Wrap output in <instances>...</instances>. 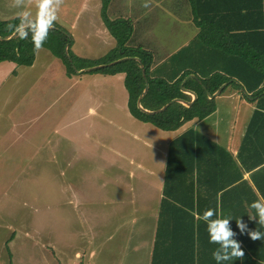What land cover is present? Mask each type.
Masks as SVG:
<instances>
[{"label": "trees", "instance_id": "trees-1", "mask_svg": "<svg viewBox=\"0 0 264 264\" xmlns=\"http://www.w3.org/2000/svg\"><path fill=\"white\" fill-rule=\"evenodd\" d=\"M100 1L102 22L116 41L115 47L102 57L91 60L76 56L71 50V35L56 22L52 25L55 28L48 31L41 48L63 64L67 76L76 75L74 68L81 70L125 57H138L149 86L141 106L154 111L176 98L191 101L180 85L188 75H195L196 78H188L184 83L186 89L197 94L191 106L175 102L160 113L146 115L136 107L145 88L139 62L125 60L88 72L123 74L131 116L166 132H177L187 122L210 116L215 111V99L208 98L206 92L213 94L226 82L243 99L249 97L254 105L236 156L239 165L224 148L194 129L182 131L169 142L150 264H216L212 253L219 246L210 243L207 224L202 219L208 209L216 212L213 219L219 216L231 220L230 228L236 233L234 239L244 252L242 258L226 264H264V226L253 219L256 213L250 207L259 199L257 191L264 198L261 187L264 186V0H232L226 7L214 5L212 15L202 14L197 7L210 0H188L198 32L159 62L154 51L142 45L129 47L137 42L135 27L129 20L113 16L114 0ZM235 19L241 23L234 22ZM20 23L21 15L0 18V37H10ZM27 31L26 38L17 34L11 40H0V63L9 62L17 67L33 65L37 50L31 29ZM224 164L234 165L237 174L229 173L226 181L211 188V181L222 175L220 169ZM239 167L249 174L254 187L242 180ZM236 201L241 203L237 209ZM239 220L247 225L248 231H259L262 238L253 241L248 231L241 233L237 227ZM50 253L55 256L51 249Z\"/></svg>", "mask_w": 264, "mask_h": 264}, {"label": "rangeland", "instance_id": "rangeland-1", "mask_svg": "<svg viewBox=\"0 0 264 264\" xmlns=\"http://www.w3.org/2000/svg\"><path fill=\"white\" fill-rule=\"evenodd\" d=\"M173 2L174 0H165L163 3L156 0H114L113 16L133 20L137 23L136 36L140 34L146 37L145 40L136 38L137 42L129 44V47L142 45L144 48L150 47L154 50V47L157 48L169 41L167 48L175 46L172 41L180 40L179 42L182 43L185 40V35L180 39L171 38L181 29V19L184 16L182 13L173 15ZM100 7L101 4L97 0H63V3L58 6L55 22L71 35L73 40L71 50L78 57L98 59L116 45L115 39L111 37L101 21ZM22 12H25V16H28L30 12L31 18L35 19L38 12L36 0H25V4L20 8L14 6V0H0L1 19L21 15ZM13 70L20 72V75L15 78L17 80L14 81L15 87H11L10 83ZM1 81L3 83L0 85V144L6 132L16 133L15 129L28 131L31 126H34V142L44 136H48L50 140H46L47 144L42 146L39 154L52 153L63 141H78L84 145L91 142L83 134V123L90 121L91 124L99 120L103 126L98 122H94V126L101 129V134L90 132L92 141L99 140L107 144L108 140L103 134L106 130L109 137L118 143L117 148L121 150L120 154L124 153L123 148L126 144L142 140L156 143L158 151L164 156L166 144L174 134V132L161 131L146 123L150 132H135L137 137L133 139L129 135L131 128L127 123L131 120V116L127 107L124 75L117 74L111 78L110 82L107 77L98 73L84 72L67 77L63 64L44 48L37 50L35 62L31 67H17L9 62L1 63ZM238 105L242 108L236 122L227 117L221 119L220 123H217L219 120L216 122L222 131L226 134L228 132L227 136H235L236 130L246 126L249 120L253 103L242 99ZM41 122H46L47 125L42 127ZM64 122L68 123L67 129L64 128ZM77 122L81 128L72 134L71 128L76 126ZM232 125H235L236 130L231 128ZM197 130L204 135L207 134L208 138L213 136L214 132L207 121L201 122ZM48 132L50 134L46 135ZM11 142L25 145L27 149H22L18 153L14 151L13 157L9 156L14 158L12 161L3 160L1 156L6 152L0 150V264H9V262L12 264H58V261L59 263L61 261V264H86L89 253L81 258V262H75L73 254H68L65 260H61L60 252L63 250L60 248H57L59 258L49 254L50 249L45 246L48 231L43 229L44 222L36 224L35 221L40 219L36 217L42 214L35 213V210L50 206L59 213V181L57 179L54 183L52 180L44 183L43 179H38L42 175L40 172L42 166H37L40 161L38 156L36 160L29 159L31 133H16ZM15 161H18V167L11 164V162L15 164ZM110 168L108 166L104 169ZM32 174L35 177L37 175V180L33 179ZM135 202L136 199L132 200L133 204ZM117 207L122 209V205ZM128 208L126 206L125 209ZM148 225L147 222L140 220L137 214L131 213L116 214L112 223L101 222L100 226L109 236L113 231L116 232L111 241L106 239L108 236L106 234L100 243L98 242L99 250L97 245L92 247L96 254L92 262L103 258L98 263L149 264L150 254L149 251L148 254L146 252L147 246L141 245L139 241L144 244V240L136 236L138 232L141 234ZM91 226L92 229L89 231L94 229V225ZM123 230L132 231L131 238H126V244L124 240L120 243L124 237ZM136 246H141L142 249L139 251L134 249L133 252ZM81 249L89 250V247L86 245V248Z\"/></svg>", "mask_w": 264, "mask_h": 264}, {"label": "crops", "instance_id": "crops-1", "mask_svg": "<svg viewBox=\"0 0 264 264\" xmlns=\"http://www.w3.org/2000/svg\"><path fill=\"white\" fill-rule=\"evenodd\" d=\"M160 1L161 3L165 2V0H156V2ZM97 2L101 4L100 0H97ZM230 4H232V0H210L199 3L197 7H200L202 14H211L214 12L212 6L216 5L226 7ZM172 5L174 6V9H172L173 15L174 13H182L184 16L181 19V29L176 31V33L171 38L180 39V37H183L184 35L186 38L182 43L179 42L180 40L177 42L172 41L173 45L175 46H170V48H167V45H169L170 41L169 43L166 42L163 43V45H159V47L157 46V48L154 47V50L150 47H147L149 50L154 51L155 60L157 62L163 60L187 44L198 32L193 21L190 2L188 0H174ZM129 21L133 24L136 31H138L136 27L137 23H135L133 20ZM234 22L241 23V20L235 19ZM136 38L145 40L146 37L139 34L138 37L136 36ZM19 75V71H11V87H15L14 81H17L15 78ZM76 75L80 74L76 73ZM104 76L107 77L108 82H110L111 78L115 75ZM235 82L239 85L237 81ZM2 83L3 82L1 81L0 85ZM184 83L182 81L181 85L184 86ZM227 85L222 89L218 96L213 97L215 99V111L210 116L200 121L194 120L187 122L183 125V127H181V129H179V131L174 132L172 138L168 140L166 144L167 147L164 156L163 153L158 151L156 143L152 144L142 140L130 143L128 145L126 144L123 148L124 153L120 154L119 151L121 150L117 148L119 147L118 143L115 142L113 138L109 137L106 130H104L103 134L108 140L106 141L107 144L100 142L99 140L92 141L89 134L90 132L96 133L97 135L101 134V129L94 126V122H98L103 126L99 120H95L91 124L90 121L83 123V134L88 139H90L91 142L85 143L84 145L82 142L78 141H63L59 145L60 147L55 148L52 153L46 154H39V151L43 145L47 144L46 140H49L48 136H44L37 142H34V126H31V129H28V131L15 129L17 130V134L31 133V155L29 159L31 161L36 160V156H38V160L40 161L37 163V166H42L40 168L42 177L40 176L38 179H43L44 183H49L51 180L54 183L57 179L59 181V213H57L50 206H46L44 209L42 208L35 210V213L42 214H38L36 218L40 219L39 221L35 222L37 225L44 222L43 229H45L46 232L48 231L45 246H48L49 249L54 251V257L59 258L57 255V248H60L63 250L60 252V256L62 257L61 260H65L69 256L68 254H73V259L75 262H81V258L85 256L86 253H89L86 264H100L98 261L103 258L96 259L94 263L92 262L93 258L96 257L92 247L97 245L99 250L100 240H102L106 234L108 235L105 229L100 226L101 222L112 223L116 214L123 215L125 213H131L137 214L140 220L149 224L144 228V231H142L141 234L138 232L136 236H138V238L140 237V240H144V244H142L141 241H139V243L143 246H147L146 252L148 254L149 251L151 259L159 204L162 197L163 176L166 165L165 156L167 155L169 142L182 131L186 129L197 130L201 122L207 121L210 129L214 131L213 136H210L211 139H209L214 141L218 146L224 148L229 154H231V156L235 159L236 164L239 165L238 161L236 160V156L247 125L244 127L242 126L243 128L241 127L242 129L240 130H236V128H234L235 125H232L231 128L236 130L235 136H227L228 132L226 134V132L222 131L217 124L220 123L221 119L225 117L233 120V122H236L242 108L238 104L243 98L238 93L237 89L230 86L228 87ZM109 87L110 85L108 88ZM241 88L242 87L239 88L240 92H242ZM242 93H244V91ZM188 95L191 96L192 100L193 96L189 93ZM246 100L252 104L249 97H247ZM252 111L250 112L249 119ZM129 115L131 116L130 112ZM127 123L131 128L129 135H131L133 139L137 137L135 132H150L146 127V123L135 119L133 116H131V120L127 121ZM40 125L44 127L47 125V123L41 122ZM76 126H72V134L81 128V125L78 124V122ZM64 128H68V123L64 122ZM29 130H31V132ZM16 133L14 131H8L6 132V135L4 134L3 139L1 140L2 143L0 144V150H2V152H6L3 154V156H1L3 160L12 161L14 158L10 157H13L14 151L18 153L22 149H27L25 145L11 142L13 140V135H16ZM49 134L50 132H48L46 135ZM204 136L207 137V134ZM82 150L84 152H82ZM59 155L61 156V159ZM55 156L59 159L55 158ZM159 158L160 160H158ZM11 164L18 167V161H15V164L14 162H11ZM31 165H33L32 162ZM108 166L111 168L105 170L104 168ZM144 166H146V168H144ZM239 168L242 172V180L247 181L249 185L254 187V183L250 179L249 174L245 173L241 167ZM237 170L238 169L232 164H224L220 169L222 175L218 179L215 181L208 179L213 183L211 188L215 187L214 185L218 186L220 183L226 181L229 173L232 175V172L235 171L237 174ZM32 176L34 180H37V175L35 177V175L32 174ZM239 183L240 181L237 184ZM261 187L264 188L263 185H261ZM256 193L257 197L261 199L258 191ZM134 199H136V202L133 204L132 200ZM236 203L237 204L235 205V208L237 209L240 207L239 205L241 203L238 204V201H236ZM117 205H122V209H118ZM126 206L129 208L125 209ZM91 225H94V229L89 231L92 229ZM115 232L116 231L110 233V236L108 235L106 239L111 241L112 237L115 236ZM123 233L124 237L121 239L120 243H122V240H124V243L126 244V238H131L132 231L123 230ZM145 234L147 235L146 237ZM86 245L89 247V250L82 251L81 248H86ZM140 247L141 246L134 247L133 252L134 249L138 251L142 249ZM46 250L49 252L48 249ZM81 251L83 255L81 254ZM65 254L67 256H65ZM77 259H79V261H77ZM59 264H61V261Z\"/></svg>", "mask_w": 264, "mask_h": 264}, {"label": "clouds", "instance_id": "clouds-1", "mask_svg": "<svg viewBox=\"0 0 264 264\" xmlns=\"http://www.w3.org/2000/svg\"><path fill=\"white\" fill-rule=\"evenodd\" d=\"M63 3V0H36V8L38 9L35 19L31 18V13L25 16L21 13V23L16 27L15 31L20 38H26L28 35V29H31L32 40L36 50H40L44 41L47 39L49 29L53 23L57 20L58 6ZM25 4V0H14V6L17 8L22 7ZM12 27L11 25L9 26ZM250 207L255 210L256 217L253 219L258 224L264 226V198L254 201ZM216 212L213 209H208L203 213L202 219L207 224V231L209 234V241L212 244H216L219 247L213 251L212 256L216 261V264H226L227 261L232 259L242 258L244 252L241 249L240 243H238L234 237V233L230 228V219L217 218ZM237 227L241 233L248 231L247 225L242 223L241 220L237 222ZM248 235L251 240L256 241L262 238V234L255 231H248Z\"/></svg>", "mask_w": 264, "mask_h": 264}, {"label": "water", "instance_id": "water-1", "mask_svg": "<svg viewBox=\"0 0 264 264\" xmlns=\"http://www.w3.org/2000/svg\"><path fill=\"white\" fill-rule=\"evenodd\" d=\"M55 27H51V29H54ZM18 33L15 31L10 37H8L7 39H4L2 37H0V40L4 41V40H11L13 39ZM65 54L68 56V44L65 46ZM125 60H135L137 62L140 63V67H141V70H142V75L145 79V70H144V67L143 65L141 64V60L138 58V57H125V58H121V59H118L116 61H113L111 63H108V64H103V65H98V66H94V67H90V68H85V69H81V70H75V73L77 74H81L83 72H89V71H92V70H96V69H101V68H105V67H109V66H112V65H115L116 63H119L121 61H125ZM188 78H196L194 75H188L184 80H183V83L185 80H187ZM200 83V81H199ZM229 82H226V83H223L218 89L217 91L214 93V94H210L209 92H206L207 94V97L209 98H213V97H216L218 96L222 89L228 84ZM148 89H149V86H148V83L145 79V88L143 90V92L141 93V95L138 97L137 99V102H136V107L137 109L143 113V114H146V115H154V114H157V113H160L162 111H164L170 104L172 103H175V102H178V103H181L185 106H191L194 101L197 99V94L193 91H190L188 89H186L184 86H180V90L182 92H185V93H189L193 96V99L191 101H186V100H183V99H180V98H176V99H173L171 100L169 103H167L166 105H164L162 108L158 109V110H154V111H150V110H146L144 109L142 106H141V99L143 98V96L148 92ZM241 91L243 92L244 90L241 88Z\"/></svg>", "mask_w": 264, "mask_h": 264}, {"label": "bare ground", "instance_id": "bare-ground-1", "mask_svg": "<svg viewBox=\"0 0 264 264\" xmlns=\"http://www.w3.org/2000/svg\"><path fill=\"white\" fill-rule=\"evenodd\" d=\"M84 73V72H83ZM188 94V93H187Z\"/></svg>", "mask_w": 264, "mask_h": 264}]
</instances>
